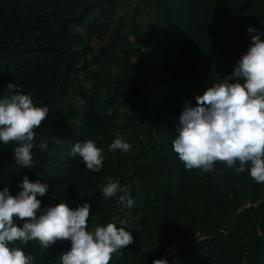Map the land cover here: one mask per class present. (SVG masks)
<instances>
[{
	"label": "trees",
	"instance_id": "obj_1",
	"mask_svg": "<svg viewBox=\"0 0 264 264\" xmlns=\"http://www.w3.org/2000/svg\"><path fill=\"white\" fill-rule=\"evenodd\" d=\"M249 27L264 39V0H0V97L11 82L50 110L30 168L16 163L17 142L0 141V191L54 175L60 203L91 205L87 231L126 220L134 242L110 264H264V183L251 164L189 170L172 148L185 102L232 74ZM117 134L127 153L108 151ZM89 139L103 150L99 172L70 155ZM105 177L133 207L119 203L124 192L104 195ZM37 199L41 210L59 204ZM15 246L33 264H61L71 242Z\"/></svg>",
	"mask_w": 264,
	"mask_h": 264
},
{
	"label": "clouds",
	"instance_id": "obj_2",
	"mask_svg": "<svg viewBox=\"0 0 264 264\" xmlns=\"http://www.w3.org/2000/svg\"><path fill=\"white\" fill-rule=\"evenodd\" d=\"M247 32L253 34L250 44L232 74L207 86L202 96H196L197 106L185 102L172 148L189 170L212 172L217 161L234 168L238 161L236 171L244 172L250 163V176L259 184L264 183V39L260 33L254 34L255 28L249 27ZM49 111L47 106L36 107L20 86L7 84L0 97V141L17 142L14 157L19 166L31 167L33 130ZM131 147L117 134L108 151L127 153ZM102 152L96 141L89 139L77 142L70 155H78L88 170L99 172L104 163ZM105 179L104 195L112 197L118 191L124 192L119 203L126 201L127 207H133L134 200L128 190L111 177ZM18 187L22 191L15 196L8 187L0 191V264H33V256L15 246L16 241L22 244L38 241L44 249L57 241H70V250L60 257L61 264H110L113 254L134 242L132 234L125 230L124 219L89 232L90 204L72 209L67 203H59L41 210L37 196L47 194L48 184L40 180L30 182L25 176ZM16 218L25 221L22 226H18ZM117 223L121 225L119 228ZM152 264H168V261L156 259Z\"/></svg>",
	"mask_w": 264,
	"mask_h": 264
},
{
	"label": "rangeland",
	"instance_id": "obj_3",
	"mask_svg": "<svg viewBox=\"0 0 264 264\" xmlns=\"http://www.w3.org/2000/svg\"><path fill=\"white\" fill-rule=\"evenodd\" d=\"M96 46V44H95ZM57 119H60V117H56ZM54 121H56V119H53ZM55 182V179H54V175L52 176L51 179H49V182H48V192L46 194V200L49 201L50 203H60L62 202V197L60 195V192L58 190L57 192V186H56V183Z\"/></svg>",
	"mask_w": 264,
	"mask_h": 264
},
{
	"label": "water",
	"instance_id": "obj_4",
	"mask_svg": "<svg viewBox=\"0 0 264 264\" xmlns=\"http://www.w3.org/2000/svg\"><path fill=\"white\" fill-rule=\"evenodd\" d=\"M152 89L153 88L149 87L148 84L146 83V93L147 94L150 93Z\"/></svg>",
	"mask_w": 264,
	"mask_h": 264
}]
</instances>
